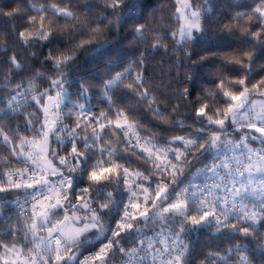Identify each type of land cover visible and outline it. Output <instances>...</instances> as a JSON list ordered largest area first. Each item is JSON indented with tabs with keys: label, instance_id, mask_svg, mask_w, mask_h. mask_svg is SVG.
<instances>
[{
	"label": "snow or ice",
	"instance_id": "snow-or-ice-1",
	"mask_svg": "<svg viewBox=\"0 0 264 264\" xmlns=\"http://www.w3.org/2000/svg\"><path fill=\"white\" fill-rule=\"evenodd\" d=\"M169 8L171 31L160 0H0V264H264V0Z\"/></svg>",
	"mask_w": 264,
	"mask_h": 264
},
{
	"label": "trees",
	"instance_id": "trees-1",
	"mask_svg": "<svg viewBox=\"0 0 264 264\" xmlns=\"http://www.w3.org/2000/svg\"><path fill=\"white\" fill-rule=\"evenodd\" d=\"M6 4L9 3V0H4ZM171 0H160V3L164 5L165 11L163 13L164 20L162 21L160 27L161 28H167L169 31L172 30V25L168 22V17L170 16L171 12L174 11V8H169ZM240 2V3H250V0H211L212 6H213V14L209 17V25L210 27L215 26V18L217 16L221 17H227L229 13L232 11V6L234 3ZM101 12V9L96 10V14L99 15ZM160 15V14H158ZM4 28L3 24H0V31H2ZM124 33L122 32L121 35ZM112 35H115L113 32ZM209 37H212V32L209 31ZM2 42V40H0ZM8 46H9V54L13 50V44H12V38H8ZM62 46V45H61ZM204 46H210L208 42L205 43ZM127 47V41H123L120 45L116 46V49H113L111 51L112 55H119L123 57L125 55L124 49ZM117 49H120L119 52H117ZM35 51H39V49H34ZM46 54L47 49L43 50ZM163 50H161L162 53ZM128 56H131L132 53L128 52ZM2 58V57H0ZM42 59V56L38 57L35 61H25L24 58L21 56L22 62L29 64L32 66L33 70L40 68L42 71H46L48 68V65H44L41 67L39 61ZM103 62L101 60H91V59H84L82 58L79 62V66L77 67L76 71L74 72L75 77H82L85 80L92 79L94 77H98L103 71ZM6 71V69H5ZM183 70L177 69L174 66V53L169 51V54L167 56H164L162 54H153L148 57V59L145 62V79L146 81L151 85L153 90L161 97L163 103L162 107L165 105H175L178 104L179 97L174 95L178 88H181L184 86L183 84L177 85L176 80L178 76H182ZM258 78V77H257ZM19 79V77H17ZM78 87V82H77ZM98 110V109H97ZM171 109L169 108V111ZM184 112L183 106L180 108V113ZM148 119H151V117H148ZM67 123H70V121H66ZM14 123V122H13ZM167 138V137H165ZM201 244H207L209 243V237L203 236L197 238Z\"/></svg>",
	"mask_w": 264,
	"mask_h": 264
}]
</instances>
